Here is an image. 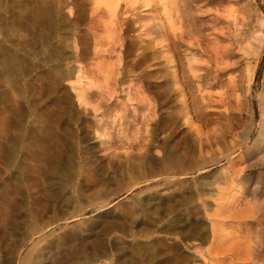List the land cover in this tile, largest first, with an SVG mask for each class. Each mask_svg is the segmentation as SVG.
Wrapping results in <instances>:
<instances>
[{"label":"rangeland","instance_id":"obj_1","mask_svg":"<svg viewBox=\"0 0 264 264\" xmlns=\"http://www.w3.org/2000/svg\"><path fill=\"white\" fill-rule=\"evenodd\" d=\"M262 93L264 0H0V264H264Z\"/></svg>","mask_w":264,"mask_h":264},{"label":"bare ground","instance_id":"obj_2","mask_svg":"<svg viewBox=\"0 0 264 264\" xmlns=\"http://www.w3.org/2000/svg\"><path fill=\"white\" fill-rule=\"evenodd\" d=\"M78 80V79H76ZM79 92V91H78ZM80 95H82L80 93ZM260 101L262 103H264V94L262 93L260 95ZM154 113V112H153ZM189 116H186L185 120L188 121L190 123V121L192 120V116L190 114H188ZM262 118L264 119V114L262 116ZM20 142V141H19ZM8 147V146H7ZM171 154V153H170ZM8 157H6V159L8 158L7 161L10 162V157H11V152H9L8 150ZM148 156V155H147ZM172 156V155H171ZM166 158V156H165ZM173 159V158H171ZM181 159V158H180ZM5 160V159H4ZM147 159H145L146 161ZM149 160V159H148ZM168 160V159H167ZM13 161V160H12ZM11 161V163H12ZM143 161V162H145ZM151 161V160H150ZM159 161V160H158ZM162 161V160H161ZM160 161V162H161ZM173 161V160H171ZM177 161V159H176ZM181 161V160H179ZM148 162V161H147ZM145 162V163H147ZM156 162V161H155ZM173 163V162H172ZM148 165V164H147ZM146 165V166H147ZM170 168V167H168ZM31 212V211H30ZM36 212V211H35ZM27 214V213H26ZM28 217V216H27ZM9 218V217H8ZM32 218V217H31ZM35 220V219H34ZM184 220V218H182V214H179L177 216H169V219L168 221H166V223L163 225V231L165 230H175V229H182V228H187L188 226H190V224H185V223H182V221ZM29 223V222H28ZM14 224V223H13ZM203 252L201 254H203L206 258H209V263L208 264H214L215 261L217 260H221V258H227V257H230L232 258L233 260L235 261H240V260H246L248 261L249 258L246 256L245 258H241V252H237V246H231V247H228V248H225V249H220L219 247L215 246V244L213 245H210L208 248H206L205 250H202ZM51 251H48V253H50ZM212 255H216V256H212ZM81 264V263H80Z\"/></svg>","mask_w":264,"mask_h":264}]
</instances>
